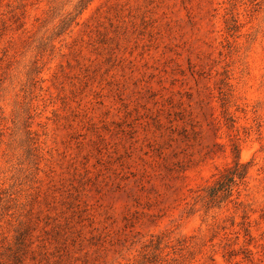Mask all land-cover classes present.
<instances>
[{
    "label": "rangeland",
    "instance_id": "obj_1",
    "mask_svg": "<svg viewBox=\"0 0 264 264\" xmlns=\"http://www.w3.org/2000/svg\"><path fill=\"white\" fill-rule=\"evenodd\" d=\"M0 264H264V0H0Z\"/></svg>",
    "mask_w": 264,
    "mask_h": 264
},
{
    "label": "trees",
    "instance_id": "obj_2",
    "mask_svg": "<svg viewBox=\"0 0 264 264\" xmlns=\"http://www.w3.org/2000/svg\"><path fill=\"white\" fill-rule=\"evenodd\" d=\"M237 152L233 165L227 167L220 178L211 186L206 195V205L213 207L232 195L233 187L242 181L247 174L248 164L239 160L238 147H234Z\"/></svg>",
    "mask_w": 264,
    "mask_h": 264
}]
</instances>
